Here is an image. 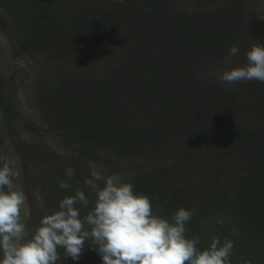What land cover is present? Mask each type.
<instances>
[{"label": "trees", "instance_id": "16d2710c", "mask_svg": "<svg viewBox=\"0 0 264 264\" xmlns=\"http://www.w3.org/2000/svg\"><path fill=\"white\" fill-rule=\"evenodd\" d=\"M182 3L0 0V29L57 68L36 102L70 150L110 166L106 154L118 157L113 169L169 221L180 208L193 209L185 235L198 237L200 250L213 236L228 238L231 264H264V83L226 87L214 75L239 44L248 10L229 0L188 13ZM14 91L6 111L16 121ZM3 143L0 131V157ZM77 190L90 201L83 216L93 193L53 174L42 194L49 215ZM85 247L69 264L99 263L97 251Z\"/></svg>", "mask_w": 264, "mask_h": 264}, {"label": "clouds", "instance_id": "9594fccd", "mask_svg": "<svg viewBox=\"0 0 264 264\" xmlns=\"http://www.w3.org/2000/svg\"><path fill=\"white\" fill-rule=\"evenodd\" d=\"M239 51L234 45L229 53L235 56ZM246 57L247 65L224 72L220 80L264 83V44H253ZM0 165V264H57L61 260L58 249L64 250L63 261L70 257L78 262L86 242L97 251L101 264H231L233 240L221 242L213 236L210 247L200 250L199 238L185 235L193 209L180 208L169 221L155 214L151 199L137 194L134 184L124 182L118 172L105 178L92 170L87 183L96 198L86 215L81 216L80 208H89L90 201L84 191L77 190L59 202V211L42 217L31 232L22 220L25 193L13 190L18 173L3 157ZM96 181H104V187ZM59 187L67 189L69 184L61 182ZM233 235L239 232L233 230Z\"/></svg>", "mask_w": 264, "mask_h": 264}, {"label": "rangeland", "instance_id": "374dc122", "mask_svg": "<svg viewBox=\"0 0 264 264\" xmlns=\"http://www.w3.org/2000/svg\"><path fill=\"white\" fill-rule=\"evenodd\" d=\"M227 1L229 0H183L182 5L188 13H200L219 7ZM240 1L246 4L248 10L247 25L237 45L239 53L235 56L229 53L223 63L224 69L214 74L219 80L224 72L247 65L246 53L253 44H264V0ZM0 13L6 16L3 10ZM56 71L57 68L52 63L20 44L18 38L13 39L0 29V131L4 139L2 154L4 160L10 162L18 173L13 178V190L25 193L22 220L31 230L39 226L42 217L50 214L43 205L42 194L52 181L53 174L66 180L81 182L93 193L95 201V191L87 183L92 178V170L101 172L107 178L116 172L113 168L122 162L111 154L106 155L111 158L113 166L86 159L70 150L62 138L49 129L39 113L36 96L49 88L55 80ZM221 83L226 87L232 85ZM13 91L20 117L16 121L11 120L6 111L7 96ZM21 121L25 126L31 125L43 132L38 134L33 129L34 132L23 130ZM168 141L167 138L165 142ZM130 161L131 159L125 160ZM68 170H71V175ZM95 183L100 188L104 187V181ZM58 252L61 260L57 264L73 263L70 257L63 261V249H58ZM98 264H101V258Z\"/></svg>", "mask_w": 264, "mask_h": 264}]
</instances>
